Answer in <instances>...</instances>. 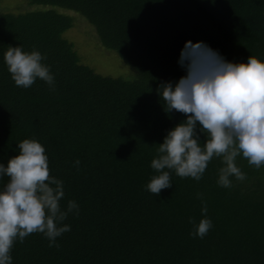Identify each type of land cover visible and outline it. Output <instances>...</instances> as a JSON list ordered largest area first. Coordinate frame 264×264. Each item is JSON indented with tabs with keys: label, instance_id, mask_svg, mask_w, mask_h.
<instances>
[{
	"label": "trees",
	"instance_id": "trees-1",
	"mask_svg": "<svg viewBox=\"0 0 264 264\" xmlns=\"http://www.w3.org/2000/svg\"><path fill=\"white\" fill-rule=\"evenodd\" d=\"M2 1L0 163L18 155L25 139L41 143L50 175L64 184L62 209L69 200L79 206L64 221L71 230L57 238L59 247L33 233L14 243L12 264H264V166L238 156L247 179L233 177L234 186L223 188L222 164L213 158L200 181L172 172L171 188L159 196L146 190L158 174L150 166L158 144L186 119L166 114L156 91L186 74L178 63L185 42L203 41L233 63L264 62V0ZM75 14L133 77L82 62L66 35ZM8 46L45 56L55 91L40 79L16 86L4 61ZM8 180L0 178V191ZM198 193L213 223L203 239L190 235L189 218H205Z\"/></svg>",
	"mask_w": 264,
	"mask_h": 264
},
{
	"label": "clouds",
	"instance_id": "clouds-1",
	"mask_svg": "<svg viewBox=\"0 0 264 264\" xmlns=\"http://www.w3.org/2000/svg\"><path fill=\"white\" fill-rule=\"evenodd\" d=\"M45 59L39 51L25 52L21 46H8L4 53L16 86L27 89L40 79L55 91V77L50 66L42 63ZM178 63L186 74L175 83H160L156 91L166 114L175 111L186 119L168 130L163 143L158 144L150 165L158 174L152 176L146 190L159 196L171 188L172 172L200 181L213 158L222 164L217 185L232 188L231 178L247 179L236 163L238 156L257 170L264 166V62L249 56L247 63H233L203 41H186ZM18 148L19 154L7 165L0 163V178H9L0 191V264H12L14 243H23L33 233L43 234L49 247H59L57 238L71 230L64 221L70 214L79 215L74 200L62 209L64 184L50 175L41 143L25 139ZM79 165L77 159V170ZM197 198L205 218L198 224L189 218L193 225L190 235L203 239L213 223L207 218L203 194L198 193Z\"/></svg>",
	"mask_w": 264,
	"mask_h": 264
},
{
	"label": "rangeland",
	"instance_id": "rangeland-1",
	"mask_svg": "<svg viewBox=\"0 0 264 264\" xmlns=\"http://www.w3.org/2000/svg\"><path fill=\"white\" fill-rule=\"evenodd\" d=\"M6 1H2V4L8 5ZM57 9L67 10L60 7ZM75 17L74 26L71 30H68L70 32L66 35L75 43L74 47L78 53L80 52L82 62L103 75L123 78L133 77L132 68L116 52L101 46L92 26L81 16L75 14Z\"/></svg>",
	"mask_w": 264,
	"mask_h": 264
}]
</instances>
